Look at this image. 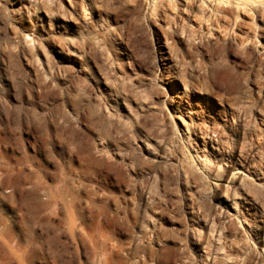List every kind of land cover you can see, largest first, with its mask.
Segmentation results:
<instances>
[{
	"label": "rangeland",
	"instance_id": "1",
	"mask_svg": "<svg viewBox=\"0 0 264 264\" xmlns=\"http://www.w3.org/2000/svg\"><path fill=\"white\" fill-rule=\"evenodd\" d=\"M217 5L0 0V264H264V0Z\"/></svg>",
	"mask_w": 264,
	"mask_h": 264
},
{
	"label": "bare ground",
	"instance_id": "2",
	"mask_svg": "<svg viewBox=\"0 0 264 264\" xmlns=\"http://www.w3.org/2000/svg\"><path fill=\"white\" fill-rule=\"evenodd\" d=\"M45 1V0H44ZM53 1V0H52ZM218 1H220V3H221V6L220 5H217L216 7H218L219 6V9H218V14H223V12L225 11L224 10V8H223V6L225 5V3H227L228 2V0H218ZM238 1H240V2H244L245 0H238ZM249 1V0H248ZM222 2H224V4L222 3ZM229 2L230 3H232V0H229ZM255 2V1H254ZM44 3V2H43ZM50 3H52V2H50ZM50 3H48V4H50ZM219 3V2H218ZM46 4V3H45ZM54 4V3H53ZM217 4V3H216ZM40 5V4H39ZM47 5V4H46ZM45 5V6H46ZM247 5V4H246ZM43 6H44V4H43ZM54 6V5H53ZM248 6V5H247ZM48 7V6H47ZM38 8V7H37ZM45 8V7H44ZM49 8V7H48ZM35 9V8H34ZM50 9V8H49ZM48 9V10H49ZM40 10V9H39ZM47 10V9H46ZM48 12V11H47ZM214 13V12H213ZM49 14H50V11H49ZM53 14V13H52ZM220 15H219V18H220ZM216 16V15H215ZM223 16V15H222ZM221 16V18L223 19V17ZM235 16H236V14H235ZM225 17V16H224ZM220 18V19H221ZM217 19V18H216ZM219 20V19H218ZM224 21V20H223ZM221 22V21H220ZM223 25H224V23H223ZM236 25V24H235ZM224 27H225V25H224ZM223 27V28H224ZM220 29H222V27L220 28ZM224 29H226V28H224ZM70 38V37H69ZM68 41V40H67ZM32 42V41H31ZM73 43V42H72ZM69 45V44H68ZM173 56V55H172ZM166 59H170L169 58V56H168V58H166ZM168 62V61H167ZM176 96H178V91L176 90V89H174L173 91H172V100L174 99V101L176 102V104H177V106H183V105H185L186 103H185V101L183 100V99H175L176 98ZM189 104V103H188ZM187 105V104H186ZM205 136V135H204ZM203 137V136H202Z\"/></svg>",
	"mask_w": 264,
	"mask_h": 264
}]
</instances>
